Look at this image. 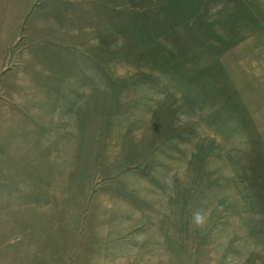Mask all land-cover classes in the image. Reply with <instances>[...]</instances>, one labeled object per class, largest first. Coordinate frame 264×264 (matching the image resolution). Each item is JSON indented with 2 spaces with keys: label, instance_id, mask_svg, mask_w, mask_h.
Returning <instances> with one entry per match:
<instances>
[{
  "label": "rangeland",
  "instance_id": "rangeland-1",
  "mask_svg": "<svg viewBox=\"0 0 264 264\" xmlns=\"http://www.w3.org/2000/svg\"><path fill=\"white\" fill-rule=\"evenodd\" d=\"M0 264H264V0H0Z\"/></svg>",
  "mask_w": 264,
  "mask_h": 264
}]
</instances>
